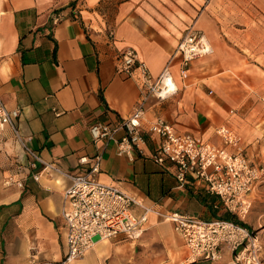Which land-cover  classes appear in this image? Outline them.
<instances>
[{"label": "crops", "instance_id": "obj_1", "mask_svg": "<svg viewBox=\"0 0 264 264\" xmlns=\"http://www.w3.org/2000/svg\"><path fill=\"white\" fill-rule=\"evenodd\" d=\"M250 1L0 0V95L7 107L21 109L15 121L21 137L42 158L34 159L5 128L0 264H57L65 256L64 192L71 176L89 171L82 156L101 154L96 178L153 211L140 239L106 240L104 251L98 244L75 264H188L184 240L163 214L240 220L204 183L189 178L181 187L172 163L150 158L160 137L148 127L163 118L216 145L224 144L217 129L230 127L242 137L246 155L264 163L263 14ZM191 26L206 34L213 52L194 60L183 78L177 48ZM128 48L154 78L169 65L178 86L167 99L148 98L146 155L135 150L134 160L119 155L115 142H94L90 131L95 123L128 116L141 98V69L118 72L119 55Z\"/></svg>", "mask_w": 264, "mask_h": 264}, {"label": "built area", "instance_id": "obj_2", "mask_svg": "<svg viewBox=\"0 0 264 264\" xmlns=\"http://www.w3.org/2000/svg\"><path fill=\"white\" fill-rule=\"evenodd\" d=\"M109 35L115 36L113 29ZM177 51L182 55L181 75L187 78L191 63L211 54L213 47L202 30L191 26ZM136 67L142 71V94L133 112L122 119L98 122L90 127L94 142L103 140L106 145L115 142L118 154L130 160L135 159V150L146 155L144 118L148 98L164 100L178 91L169 65L154 78L135 49L123 50L119 55L118 72L129 76ZM20 115L21 109L7 107L0 95V137L5 128L10 127L31 156L42 161L21 137L15 122ZM148 132L160 137L150 158L160 165L172 163L181 187L189 178L204 183L209 193L220 197L228 212L240 220L247 217L253 204L252 194L264 184V163L256 164L246 155L242 137L236 131L219 127L217 134L224 144L216 145L179 132L163 118H156L149 124ZM101 160V154L80 157V163L90 165V169L85 174L71 176V185L64 192L69 203L63 212L67 225V253L57 264H75L101 241L121 236L138 240L145 231L153 209L117 185L98 180L96 174L101 170ZM138 207L143 209L142 213L136 210ZM162 216L172 222L182 236L190 261L203 259L218 263L228 254L227 264H264L259 237L240 220H204L177 211Z\"/></svg>", "mask_w": 264, "mask_h": 264}, {"label": "rangeland", "instance_id": "obj_3", "mask_svg": "<svg viewBox=\"0 0 264 264\" xmlns=\"http://www.w3.org/2000/svg\"><path fill=\"white\" fill-rule=\"evenodd\" d=\"M251 4L257 6L260 8V10L262 11V34L264 35V0H251L250 1ZM253 8H255L253 6ZM253 16L259 17V13L257 12H253ZM258 19V18H257ZM5 167V165L3 163L0 162V169L2 170ZM4 177L2 178V186L5 185L6 183V179H4ZM252 208L250 213L247 215V217L243 220H241L243 223L247 224L252 230L253 232L259 237L262 245H263V249H262V258L264 261V184L259 186L258 189H256V191H254V193L252 194ZM100 244H103V251L105 250L106 245H108V241L102 242ZM95 251H96V247H95ZM102 251V252H103ZM97 252V251H96ZM100 255H102L100 253ZM230 259V256L227 254L224 259L218 263H211V264H227L228 260ZM189 261V260H188ZM192 261L188 262L191 263Z\"/></svg>", "mask_w": 264, "mask_h": 264}, {"label": "trees", "instance_id": "obj_4", "mask_svg": "<svg viewBox=\"0 0 264 264\" xmlns=\"http://www.w3.org/2000/svg\"><path fill=\"white\" fill-rule=\"evenodd\" d=\"M239 222H242V221H239ZM189 264H211V263L209 261H207V260L200 259L198 261H193V262H191Z\"/></svg>", "mask_w": 264, "mask_h": 264}, {"label": "bare ground", "instance_id": "obj_5", "mask_svg": "<svg viewBox=\"0 0 264 264\" xmlns=\"http://www.w3.org/2000/svg\"><path fill=\"white\" fill-rule=\"evenodd\" d=\"M102 242H105V241H101V242L97 243V244L95 245V247H96L98 244L102 243Z\"/></svg>", "mask_w": 264, "mask_h": 264}]
</instances>
